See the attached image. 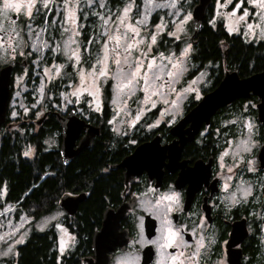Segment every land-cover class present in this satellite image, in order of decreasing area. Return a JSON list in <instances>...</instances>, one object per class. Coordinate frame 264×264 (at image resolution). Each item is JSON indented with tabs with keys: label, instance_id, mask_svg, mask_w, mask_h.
<instances>
[{
	"label": "flooded vegetation",
	"instance_id": "1",
	"mask_svg": "<svg viewBox=\"0 0 264 264\" xmlns=\"http://www.w3.org/2000/svg\"><path fill=\"white\" fill-rule=\"evenodd\" d=\"M198 1L188 0L192 17ZM218 1L223 0H213L196 34L195 19L187 20L186 25L188 26L189 23L192 30L189 41L194 47L192 64L195 65V68L183 78L184 82L191 80L198 70L202 71V69H211L213 81L219 76V73L214 69L215 64L218 65V63L202 62V30L206 26L212 29H217L220 26L226 34L240 38L239 43L246 47L259 49L264 54V36L261 33L263 27L260 26L258 33L252 39L246 36V32L249 31L247 25L259 22V11L251 4V0H225L224 5L221 4L222 10L225 12L221 19L218 16L215 18L213 16ZM244 13H247L244 20H239L238 18ZM41 16L43 14L36 21L31 20V23L35 24L36 27L41 26L43 24ZM12 19L18 20V14H13ZM28 22L29 20L25 22L26 25ZM154 22H158V20H154ZM26 25L25 28L27 29ZM154 26L155 24L151 27ZM168 27L160 33L156 42V46L162 50L167 47L179 48L183 43V40L166 35L167 32L171 31V28L173 29V27L169 29ZM4 28H8V21H4ZM0 39L4 41L3 44H0V67L11 63L15 64L10 82L11 101L12 94L15 92L17 74L29 70L33 59H31V55L24 58L12 53L11 48L7 46L8 34L6 31H0ZM219 44L227 52L225 41H221ZM227 71L236 70H224L223 75ZM213 89L205 90L206 92H203L198 99L191 98L185 105L184 114L179 120L164 122L150 131L139 130L137 129L139 126H135L129 129L126 134L122 133L119 136L114 134L108 124L112 115L111 94L108 89L103 92L102 109L97 113H89L88 116H85L82 112L83 109H80L85 108V105L84 107L80 105L69 106L64 111L49 106L37 118L35 114L37 110L32 112V115L25 116L24 123L21 124L24 134L28 128L32 130L37 128V133H39L50 129L47 124L52 121L54 124H58L59 127H55L51 131L52 133L58 132L59 144L55 149L60 154L62 128L57 114L66 117L74 111L79 119L96 129L98 134L95 135L89 147L72 159L69 164L63 165L65 167L72 165L71 170L76 174L79 172L74 167L76 160L84 156L87 149H91L100 143L106 148L108 147L104 168L100 172L101 175L115 173L120 176L121 185L116 197L106 199L102 216L97 218L98 222L92 227L89 220L82 216L81 210L82 205L90 196L91 186L89 184H85L82 188L73 186L63 193L57 208L49 213H58V218L51 223L47 230L41 231L47 232L49 238L53 239L51 253L55 256V264H63L65 257L67 258L65 264H88L87 259H95L94 239L102 231L106 221L109 222L107 228L111 237L118 239V236L128 232L131 238L124 249L116 247L111 253L109 264H117L120 256L129 252L135 256V264H142L143 253L147 247L153 249V257L149 264H172L169 254L178 255L180 252H184L187 256L189 249L182 246L179 249L172 245L164 246V236L169 227L165 223L166 220L170 222L173 230L180 229L181 235L189 243L190 249H194L196 241L203 237L204 245L206 244L207 248L204 246L201 248L198 264H230V253L241 255L240 264H264V121L260 120L259 104L261 99L251 93L249 97L237 98L232 103L221 107L213 114L208 123L201 126L193 139L182 146L177 159L172 161L170 157L171 153L168 146L179 140L172 133V127L195 107L205 94ZM58 91L57 88L56 92ZM157 110L152 112V117L156 116ZM10 116L8 107L7 121L2 124L0 138L11 130L15 131L14 129L19 123L17 120H12ZM33 117L35 119L34 124L29 123L27 119ZM248 124L252 125L251 129L247 127ZM188 128L189 125L184 127L183 132L186 136ZM126 129L125 127V132ZM86 133L85 128L79 131L74 149L78 148ZM157 135L161 136V145L167 148L160 181L156 178L152 179L147 171H143L134 180L127 182L125 177L127 171L119 165L125 158L133 154L138 146L152 141ZM245 145L248 151H244ZM60 160L62 162L61 154ZM248 161L252 162V170H249ZM249 186H251V194L242 198L238 189ZM172 191L179 192L180 201L178 206L172 205V210L167 211L166 208L171 203L170 201L161 200L159 205L156 204V201L163 196L170 195ZM233 193L236 194L238 200L236 203L232 202ZM65 195L83 198L78 203L73 215L60 207L61 199ZM124 204L132 207L127 210L123 217L117 219V210ZM146 208L151 209V211H145ZM109 209L113 212L109 218H105ZM147 219L154 221L152 222L154 229L151 231V237L146 231ZM236 225H239L246 233L243 237H239V233L236 234L234 240H239V244L229 247L232 232ZM63 235H67L72 240L67 252L61 251V246L64 243V241L62 243ZM150 241H155V243H150Z\"/></svg>",
	"mask_w": 264,
	"mask_h": 264
},
{
	"label": "rangeland",
	"instance_id": "2",
	"mask_svg": "<svg viewBox=\"0 0 264 264\" xmlns=\"http://www.w3.org/2000/svg\"><path fill=\"white\" fill-rule=\"evenodd\" d=\"M106 8H111L113 12L117 10V7H122L124 2L127 0H104ZM135 6L132 9L130 15L132 21L135 22L139 17L137 16V10L141 15L147 16L146 31L141 32V36L147 42L149 40V33H156L155 26L153 24L163 23L165 28L168 26L173 27L171 31L176 30V25H181L183 31L179 33L180 40L183 43L179 48H165L162 50L156 46V43L152 46L149 56H157L156 63L164 64L168 69H171L172 64L180 61V67L183 71L173 77H169L166 74H161V80L157 81V84L163 83L165 86L160 89L161 95H151V99L154 100L155 107L151 103L144 102L145 94L139 90L142 87V82L137 86V90L133 95L125 96L122 93H118L114 87L116 81L111 79V74L107 79L99 81L100 89L97 97L89 96L86 91L80 92L79 95L74 96L72 93L78 88H83L85 85L80 84V78L78 72L80 68H83L85 72L90 69V66L95 63L97 54L99 51L98 45L93 40V43L88 44V51L85 52V37H93V34L98 31L99 20L91 15L92 12H104L98 5L100 0H93L91 5L86 3V0H79L76 4V0H71L72 4H76L77 11V23L83 24L84 27L79 28V36L74 35L73 32H64L61 35L60 22L64 18V0H52L49 5L51 11L42 9L41 14L45 16L47 22L39 27L31 23L32 33L29 34L28 28L25 25L29 18L24 16L23 13L9 12V16L12 19L13 14H18V20L16 21L17 31L19 37L13 33L14 41L13 47H15V55L23 56L26 58L31 55L33 63L30 65L29 70L25 73H18L15 80L14 91L9 104V111L11 113V119L17 120L15 127L16 132L24 134L23 120L25 116L32 115V112L36 111V118L44 113V109L49 106L55 107L56 109L65 110L69 106L85 105L82 112L88 116L89 113H97L102 109L103 92L109 90L111 94L110 107L112 115L108 120V124L111 127L115 135L119 136L122 133H127L129 129L139 126V130H153L162 123L177 121L184 114V107L191 98H200L205 90L212 88L213 75L210 73L211 69L197 72L191 80L184 82V77L189 71H193L195 65L192 64V58L194 54V47L189 41V36L192 34L191 27L186 25L187 20L192 19V11L189 10L188 0H176L175 7H172L173 0H134ZM225 0L218 1L214 8V18L218 16L220 19L225 15L222 10L221 4ZM3 0H0L2 5ZM157 4L168 5L166 7H155ZM251 4L255 6L253 0ZM40 7V5H37ZM256 7V6H255ZM259 11V22L249 23L253 25L252 29L246 32V36L252 39L259 30L260 26L264 28V20L261 19L262 10L256 7ZM189 10V11H188ZM89 13L87 18L84 17L83 13ZM34 18L36 21L39 16L35 15V9H33ZM157 16V17H156ZM189 17L184 21L185 17ZM226 17V16H225ZM184 18V19H183ZM213 18V19H214ZM53 19L56 23L53 24ZM158 20V22H154ZM255 24H258L257 26ZM231 25V21H230ZM65 27L72 28L74 25L65 24ZM168 27V29L170 28ZM46 29L45 31H42ZM164 28V29H165ZM256 30V32H255ZM161 32L156 33V42ZM72 37L76 43H69L67 50L65 49V41ZM182 37H184L182 39ZM101 42L103 38L101 37ZM179 40V41H180ZM35 42L36 49L32 48V44ZM47 43V47H44V43ZM59 45V51H53L52 49ZM191 46L188 53L181 56V52L187 47ZM80 53V61L77 63L75 59H69L71 51L77 49ZM38 49V50H37ZM23 52L24 55H20ZM28 53V54H27ZM163 53L165 57H171V62L168 59L163 61L159 60L158 54ZM137 55V53H133ZM56 66H62L60 72H56ZM111 66V65H110ZM219 65L215 64L214 69H217ZM114 67V66H112ZM99 66H97L98 70ZM188 76V75H187ZM60 81V85H59ZM58 88V92L57 91ZM189 89L184 91V89ZM179 93V95H176ZM167 101V103H166ZM176 101V103H172ZM97 102L99 103V111L96 110ZM102 103V104H101ZM40 107V109H38ZM157 110L156 116L152 117V112ZM29 120V123L34 124V117ZM15 121V122H17ZM28 124V123H26ZM36 126V125H35ZM125 127L126 132H125ZM38 129H33V133H37ZM136 130V129H135ZM13 130H11L12 132ZM129 134V133H128ZM26 140H23V142ZM24 144V155L26 152L29 155H25L27 158H33L35 155V147L29 143ZM44 144L47 149H54L58 147V132H48L44 137ZM2 193H5L3 190ZM0 204L2 203V197L0 196ZM58 218V213L54 212L47 216H43L40 219L33 221L25 214L20 213L16 216V210L14 206L6 204L0 208V264H13L12 261L17 255V248L19 245L26 242L34 232L45 231L49 228ZM64 241V243H63ZM72 240L67 235H63L61 246L62 252H67L70 248ZM264 242V240H263ZM207 248V245H204ZM117 264H135V256L132 252L123 254L118 259Z\"/></svg>",
	"mask_w": 264,
	"mask_h": 264
},
{
	"label": "trees",
	"instance_id": "3",
	"mask_svg": "<svg viewBox=\"0 0 264 264\" xmlns=\"http://www.w3.org/2000/svg\"><path fill=\"white\" fill-rule=\"evenodd\" d=\"M202 35V62L219 65L215 70L219 76L214 79L211 89L219 84L224 70L235 69L241 77H247L264 69V54L259 49L244 46L239 43L240 38L226 34L220 26L217 29L206 26ZM221 41H225L227 52L219 44ZM47 127L50 129L39 133H33L30 128L26 134L9 131L0 138V208L10 204L15 207L17 217L23 213L33 222L53 212L68 188H82L89 184L91 193L81 210L82 216L89 220L92 227L98 222L97 218L102 216L106 199H114L121 185L118 174L100 173L104 168L108 147L97 143L87 149L85 155L74 163L76 170H79L75 174L71 170L72 165H63L57 149H47L44 144L46 133L59 126L52 121ZM23 140L35 147L33 158L24 155ZM3 190L5 193H2ZM52 241L47 232H34L18 246L12 263L55 264V256L51 253Z\"/></svg>",
	"mask_w": 264,
	"mask_h": 264
},
{
	"label": "snow or ice",
	"instance_id": "4",
	"mask_svg": "<svg viewBox=\"0 0 264 264\" xmlns=\"http://www.w3.org/2000/svg\"><path fill=\"white\" fill-rule=\"evenodd\" d=\"M52 3V0H3L2 5H0V31H6L8 34L7 46L11 48L12 53H15V47H13V33L16 34V37H19V32L17 31L16 21L12 20L8 15L9 12L23 13L24 16L29 18V22L26 25L28 28L29 34L32 33L33 29L31 26V20L34 18L33 9H35V15L40 16L42 9H47L51 11L49 5ZM79 3V0H76V4ZM88 5L93 3V0H86ZM253 3L256 7L262 10L261 19L264 20V0H253ZM40 5L38 7L37 5ZM76 4H72L71 0H64V18L60 22L61 35L64 32L71 31L74 35L79 36V28L84 27L83 24H78L77 20V11ZM176 0H173L172 7H175ZM101 9H104V12H92L91 15L96 17L99 20L98 31L93 34V37H85V48L84 51H88V44L93 43V40L97 44H100V48L97 54V58L94 64L90 66V69L85 72L83 68H80L78 75L80 78V84L85 85V87H78L72 95L77 96L82 91H86L89 96L97 97L99 95L100 83L99 81L107 79L109 74H111V79L116 81L114 87L118 93H122L125 96H130L135 93L137 86L141 84L142 87L139 88L142 91L144 96L145 103H151L155 107V101L151 99V95L159 96L161 95L160 89L165 85L163 83L157 84V81L161 80V74H166L169 77L180 74L183 71V68L180 67L181 62L172 64L171 69H168L166 65L156 63L157 56H149L152 46L156 43V33L164 31V24H155L156 33H149V40L145 42L141 36L142 31H146L147 25V16L141 15L139 10H137V19L135 22L132 21V12L133 7L135 6L134 0H127L123 3L122 7H117L115 12L111 8H106L104 0H100L98 5ZM168 5L157 4L155 7H166ZM84 17L87 18L89 13H83ZM247 13L240 16L238 19L243 21ZM189 17H185L187 20ZM41 20L46 23V14L41 16ZM4 21H8V28H4ZM53 24L56 23L53 19ZM65 24L74 25L75 27L68 28L65 27ZM183 21L181 22V25ZM181 25H176L175 31L167 32L166 35L173 36L176 39H180L179 33L183 31ZM247 27L251 30L253 25L249 24ZM46 29L42 28V31ZM262 36H264V28L261 30ZM103 38L102 42L100 38ZM76 43L70 36L67 41H65V49L69 43ZM4 41L0 39V44H3ZM44 47H47L45 42ZM190 45L187 46L181 56H184L188 53ZM32 48L36 49V44L33 42ZM38 50V49H37ZM53 51H59V45L52 49ZM137 55H133V53ZM20 55H24L23 52ZM159 60L163 61L168 59L171 62V57H165L163 53L158 54ZM69 59H75L77 63L80 61V53L78 48L71 51V56ZM111 65V66H110ZM97 66H99L97 70ZM114 66V67H112ZM62 66H56V72L59 73ZM189 89H184L188 91ZM179 95V93H176ZM167 103V101H166ZM176 103V101H172ZM97 111H99V103L97 102ZM247 127L251 129L252 125L248 124ZM244 151H248L247 146L245 145ZM25 155H29L28 152ZM251 161H248L249 170L251 169ZM231 171V169H229ZM240 196L246 198L251 194V186L248 188L238 189ZM161 200H168L171 203L167 206L166 210L171 211L172 205H179L180 194L179 192L172 191L170 195H166L156 201V204L159 205ZM232 202H238L236 194L232 195ZM145 211H151V209H145ZM169 227L166 229L165 247L172 245L179 249L181 246L185 249H189V254L186 256L184 252H180L178 255H170L172 264H198V257L201 255V248L204 246L203 237L196 241V246L194 249H190V245L185 241L181 235L180 229L173 230L170 226V222L165 221ZM183 227V226H181ZM150 243H155V241H150Z\"/></svg>",
	"mask_w": 264,
	"mask_h": 264
},
{
	"label": "water",
	"instance_id": "5",
	"mask_svg": "<svg viewBox=\"0 0 264 264\" xmlns=\"http://www.w3.org/2000/svg\"><path fill=\"white\" fill-rule=\"evenodd\" d=\"M213 0H199L193 10V18L195 19V34L199 31L204 17L206 16L207 9L211 6ZM14 63L7 66L0 67V130L3 123L7 121L8 105L11 97L10 82ZM254 94L261 99L259 104L260 120L264 121V70L254 73L247 77H241L237 71H227L221 78L219 84L205 94L202 99L193 107L176 125L171 129L172 133L179 138L178 141L168 146L171 153V160L174 161L179 157L180 150L184 144L193 139L204 123H208L213 114L223 106L232 103L237 98H246L250 94ZM61 122L62 128V144L60 146L61 159L64 165L70 163L77 155H79L85 148L92 144V141L98 131L86 125L85 122L79 119L75 112H70L66 117H61L57 114ZM40 123V122H39ZM189 125L186 131L187 136L184 134V127ZM85 128L86 136L81 140L77 149L75 147V140L78 137L79 131ZM160 135H157L152 141L138 146L133 154L128 156L119 165L126 169V181H132L136 176H139L143 171H147L150 177L156 178L158 181L161 179L162 166L166 157V147L161 145ZM83 198L72 197L65 195L60 202V207L73 215L79 202ZM132 206L124 204L117 210V219L125 215L127 210ZM113 210L109 209L105 214V218H109ZM149 218V217H147ZM152 220V219H151ZM153 220L146 221V231L149 237L152 236L154 225ZM109 222H104V227L94 239L95 259H87L88 264H109L111 261V253L120 247L124 249L130 241L128 232L118 236L115 239L110 236L108 227ZM239 237L245 236V233L239 225H236L231 236L229 247L239 244V240H234L236 234ZM153 257L152 247H147L143 253L142 264H149ZM240 254H229L230 264H240Z\"/></svg>",
	"mask_w": 264,
	"mask_h": 264
}]
</instances>
